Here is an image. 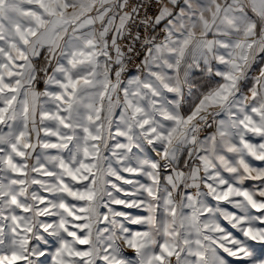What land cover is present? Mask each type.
<instances>
[{"label": "snow or ice", "instance_id": "snow-or-ice-1", "mask_svg": "<svg viewBox=\"0 0 264 264\" xmlns=\"http://www.w3.org/2000/svg\"><path fill=\"white\" fill-rule=\"evenodd\" d=\"M0 264H264V0H0Z\"/></svg>", "mask_w": 264, "mask_h": 264}, {"label": "trees", "instance_id": "trees-1", "mask_svg": "<svg viewBox=\"0 0 264 264\" xmlns=\"http://www.w3.org/2000/svg\"><path fill=\"white\" fill-rule=\"evenodd\" d=\"M37 87H38L39 90H42L43 89V83L41 82L39 85H37Z\"/></svg>", "mask_w": 264, "mask_h": 264}, {"label": "rangeland", "instance_id": "rangeland-1", "mask_svg": "<svg viewBox=\"0 0 264 264\" xmlns=\"http://www.w3.org/2000/svg\"><path fill=\"white\" fill-rule=\"evenodd\" d=\"M258 163V162H257ZM249 183H251V182H249ZM132 211H136V210H132ZM225 256H226V254H224ZM227 258V257H226ZM230 259V258H229Z\"/></svg>", "mask_w": 264, "mask_h": 264}, {"label": "built area", "instance_id": "built-area-1", "mask_svg": "<svg viewBox=\"0 0 264 264\" xmlns=\"http://www.w3.org/2000/svg\"><path fill=\"white\" fill-rule=\"evenodd\" d=\"M153 11H154V9H153ZM142 32H143V30H141ZM144 34H146V33H144ZM137 63L139 62V61H136Z\"/></svg>", "mask_w": 264, "mask_h": 264}, {"label": "crops", "instance_id": "crops-1", "mask_svg": "<svg viewBox=\"0 0 264 264\" xmlns=\"http://www.w3.org/2000/svg\"><path fill=\"white\" fill-rule=\"evenodd\" d=\"M158 32H159V29L157 30ZM42 58V57H41ZM40 62H42V59H41V61ZM43 90V89H42Z\"/></svg>", "mask_w": 264, "mask_h": 264}]
</instances>
